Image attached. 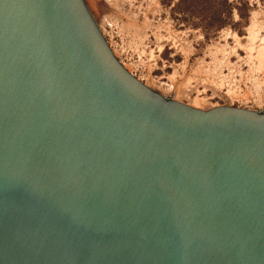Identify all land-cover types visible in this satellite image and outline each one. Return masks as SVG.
Wrapping results in <instances>:
<instances>
[{
    "label": "water",
    "instance_id": "95a60500",
    "mask_svg": "<svg viewBox=\"0 0 264 264\" xmlns=\"http://www.w3.org/2000/svg\"><path fill=\"white\" fill-rule=\"evenodd\" d=\"M0 264H264V110L150 88L85 0H0Z\"/></svg>",
    "mask_w": 264,
    "mask_h": 264
},
{
    "label": "rangeland",
    "instance_id": "374dc122",
    "mask_svg": "<svg viewBox=\"0 0 264 264\" xmlns=\"http://www.w3.org/2000/svg\"><path fill=\"white\" fill-rule=\"evenodd\" d=\"M119 61L150 88L200 109L264 110V0H85ZM209 6V5H208ZM223 20L218 30L210 22Z\"/></svg>",
    "mask_w": 264,
    "mask_h": 264
},
{
    "label": "trees",
    "instance_id": "16d2710c",
    "mask_svg": "<svg viewBox=\"0 0 264 264\" xmlns=\"http://www.w3.org/2000/svg\"><path fill=\"white\" fill-rule=\"evenodd\" d=\"M202 3L207 8L212 7L217 9V13L227 12L231 8V4L228 2V0H202ZM225 24L226 22L223 20L212 21L210 22L211 26H209L208 28L212 27V30H218Z\"/></svg>",
    "mask_w": 264,
    "mask_h": 264
}]
</instances>
